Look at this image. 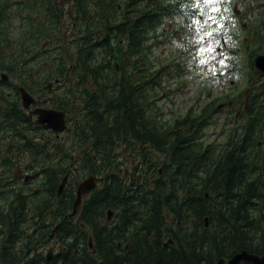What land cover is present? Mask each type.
<instances>
[{"label":"trees","instance_id":"obj_1","mask_svg":"<svg viewBox=\"0 0 264 264\" xmlns=\"http://www.w3.org/2000/svg\"><path fill=\"white\" fill-rule=\"evenodd\" d=\"M19 1L15 12H27V0ZM92 1L98 5L99 19L105 13L108 22L109 12L116 14L117 5L124 1H127L126 9L136 12L129 18L130 31L116 34L124 44L111 43L108 48L123 73L127 59L137 64L139 60L145 61L146 89L143 91L141 84L127 88L122 80L123 85L115 88L119 92L111 94L115 107L104 114L99 113L98 107V122L82 132L94 137L95 143L87 144L81 139L67 145L51 139L34 143V160L42 170L36 180L40 192L31 197L25 192H7L16 194L23 206L0 209V264H32L25 258L30 241L23 239L28 212L35 216L39 213L41 218L47 210L58 215L61 207L66 217L65 264H216L244 251L264 255V145L206 143L200 133L209 124L207 120L199 123L187 113L166 127L160 119L163 112L154 107L156 95L152 96L161 84L157 82L161 71L177 63L165 67L155 64L151 58L154 44L149 42L159 38L166 19L189 11L186 10L189 1ZM12 8L8 12L2 9L0 13L4 17L0 19V55L5 50L3 45L9 43L4 38L9 22L5 13L11 14ZM140 15L145 16L144 31L139 29ZM134 18H137L135 24ZM26 25L24 35L28 37ZM49 33L45 29L34 30L38 37ZM83 37L91 39L86 44L90 45L96 34L83 33ZM26 48L13 51L10 47L12 55L18 57H23L21 52L25 57ZM108 48L104 49L107 56ZM65 54L72 57V62L75 57L82 59L81 73L107 72L103 70L104 63L100 66L95 63L105 57L97 47L76 54L63 50L62 55ZM50 65L51 74L60 73L57 62ZM134 95L138 98L134 99ZM134 124L137 132L144 133L142 144L128 142V131L134 129ZM125 149L141 162L128 177L120 161ZM154 154L163 156L162 171L157 169L158 159ZM66 176L68 183L59 196ZM91 176L102 178L104 183L83 199L79 213L71 218L78 185ZM109 212L113 213L111 220H108Z\"/></svg>","mask_w":264,"mask_h":264},{"label":"flooded vegetation","instance_id":"obj_2","mask_svg":"<svg viewBox=\"0 0 264 264\" xmlns=\"http://www.w3.org/2000/svg\"><path fill=\"white\" fill-rule=\"evenodd\" d=\"M19 2L21 1L0 0V13L2 9H7L8 12L13 7L9 12L11 14L5 13L9 22L16 19L23 28L26 19L30 33L25 38L30 44L28 53L25 57L23 52L20 53L23 57L16 54L14 56L10 49L13 43L12 38H9L11 29L8 24L4 38L9 43L3 45L5 50L0 55V187H5L4 190L0 188V209L22 208L23 202L15 198L16 194L7 193L9 191L25 192L30 197L40 192L36 180L42 175V170L34 160L36 141L51 139L55 143L67 145L81 139L87 144L95 143L94 137L89 138L82 132L89 131L94 127V122H98L96 109L100 107L99 113L104 114L107 109L115 107L111 94L119 92L115 88L123 85L122 80L127 88L131 84H141V89L145 91L148 79L143 59L139 60V64L127 59L126 72L123 73L108 48L111 43L123 45L124 41L116 34L129 32L131 29L128 25L129 18L132 13L136 15V12L126 9L127 1L117 5L119 10L116 14L109 12L110 22L105 13L99 19L98 5L92 0H27V12H15ZM256 7L235 10V17L239 24H243V18L248 20L244 31L249 38H253L248 45L252 47L258 44L264 47V0L261 1V6ZM1 18L4 19L0 16ZM133 21L135 24L137 18ZM121 25H125L123 29ZM39 26L41 28H37ZM35 29L49 30L50 33L38 37L34 34ZM139 29L145 30L144 15H140ZM83 33L96 34L90 45L86 44L91 39L84 38ZM99 34H102L101 37ZM14 40L18 42L17 38ZM91 46L97 47L104 54L105 57L95 60V63L97 66L104 63L103 70L106 73H81L82 59L75 57L72 62V57L62 55L63 50L74 51L76 54ZM105 48L109 50L108 56L104 53ZM261 55H264V51L257 53L255 57ZM255 59L248 60L246 84L242 90L231 89L214 100L208 98L204 101L201 115L193 114V118L199 123L208 121L213 115L220 114L224 117L225 120L219 124L221 141L218 142L221 144L245 142L257 143L258 147L264 145V70L257 68ZM52 62L58 63L60 73L57 75L49 72ZM161 86L160 84L158 87ZM86 87L89 88L85 89ZM21 89L32 100L27 106ZM133 97L138 98L136 95ZM224 98L230 99L227 104L223 103ZM38 110L63 113L64 130L55 132L37 123ZM144 125L145 122H142V129H145ZM133 128L128 131V142L142 144L145 140L144 133L137 132L136 124ZM35 130H38V134ZM205 139L203 136V140ZM128 155L135 157L134 154ZM32 188L34 192H31ZM28 214V227L23 239L30 241V248L25 258L32 264H65L64 208L61 207L58 215H55V211L47 210L41 218L39 213L37 216L31 212ZM22 243L23 240L20 241Z\"/></svg>","mask_w":264,"mask_h":264},{"label":"rangeland","instance_id":"obj_3","mask_svg":"<svg viewBox=\"0 0 264 264\" xmlns=\"http://www.w3.org/2000/svg\"><path fill=\"white\" fill-rule=\"evenodd\" d=\"M188 1L190 5L186 10L189 11L166 19L159 31V38L149 42L150 45L154 44L151 58L155 64L164 67L171 62L178 64L161 71L157 82L162 86L157 87V92L152 96L156 95L154 107L163 112L160 119L166 127L187 113L192 117L196 113L201 115L204 101L208 98L214 100L231 89L242 90L246 84L248 60L255 59L257 53L264 51L261 45H248L249 40L253 41L244 31L248 20L243 18V24H239L235 17V10L259 7L263 0ZM8 24L13 43L11 49L19 50L25 46L29 49L30 44L24 35L26 23H23V28L16 19ZM229 100L224 98L223 103L227 104ZM224 120L220 114L209 118V124L201 133L208 143L216 141L218 144L221 141L219 124ZM154 157L158 159L157 169L162 171L163 156L154 154ZM122 158L120 161L126 171L125 176L133 175L135 169L140 167V160L129 157L126 149L122 151ZM112 217L113 214L109 220Z\"/></svg>","mask_w":264,"mask_h":264},{"label":"water","instance_id":"obj_4","mask_svg":"<svg viewBox=\"0 0 264 264\" xmlns=\"http://www.w3.org/2000/svg\"><path fill=\"white\" fill-rule=\"evenodd\" d=\"M255 64L257 68L264 70V55L258 56L255 59ZM21 91L23 93L25 105L27 106L30 102H32V100L24 89H21ZM36 114L39 115L37 123L44 125L46 128L51 129L55 132H61L64 130L65 123L63 113L56 112L53 110H38L36 111ZM103 181L104 180L102 178L91 176L80 183L77 190V198L74 203L73 212L69 215L71 218L75 217L79 213L83 198L90 195L98 187V185H102ZM67 182L68 177H65L64 181L60 185L59 195L62 194ZM112 214V212H109L108 220L110 219ZM206 226L208 227L207 221ZM242 262L250 264H264V255L250 254L244 251L235 254L228 260L221 259L216 264H241Z\"/></svg>","mask_w":264,"mask_h":264}]
</instances>
